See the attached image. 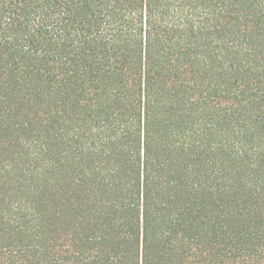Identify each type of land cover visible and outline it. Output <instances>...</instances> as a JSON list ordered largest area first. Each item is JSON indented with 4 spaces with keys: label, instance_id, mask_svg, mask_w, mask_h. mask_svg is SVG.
<instances>
[{
    "label": "trees",
    "instance_id": "trees-1",
    "mask_svg": "<svg viewBox=\"0 0 264 264\" xmlns=\"http://www.w3.org/2000/svg\"><path fill=\"white\" fill-rule=\"evenodd\" d=\"M0 264H264V0H0Z\"/></svg>",
    "mask_w": 264,
    "mask_h": 264
}]
</instances>
